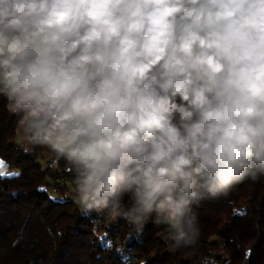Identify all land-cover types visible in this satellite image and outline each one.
Segmentation results:
<instances>
[{
  "label": "clouds",
  "instance_id": "9594fccd",
  "mask_svg": "<svg viewBox=\"0 0 264 264\" xmlns=\"http://www.w3.org/2000/svg\"><path fill=\"white\" fill-rule=\"evenodd\" d=\"M0 99L86 214L179 247L202 201L264 176V0H0Z\"/></svg>",
  "mask_w": 264,
  "mask_h": 264
},
{
  "label": "trees",
  "instance_id": "16d2710c",
  "mask_svg": "<svg viewBox=\"0 0 264 264\" xmlns=\"http://www.w3.org/2000/svg\"><path fill=\"white\" fill-rule=\"evenodd\" d=\"M18 130L0 99V264H264V176L202 201L198 235L175 247L151 220L138 234L119 214H86L56 185L52 196L54 175L74 169L46 146L19 144Z\"/></svg>",
  "mask_w": 264,
  "mask_h": 264
},
{
  "label": "rangeland",
  "instance_id": "374dc122",
  "mask_svg": "<svg viewBox=\"0 0 264 264\" xmlns=\"http://www.w3.org/2000/svg\"><path fill=\"white\" fill-rule=\"evenodd\" d=\"M23 141L24 140L21 136L20 128H19L18 135H17V142L21 144L23 143ZM48 158L49 157L44 154L38 156V160L41 163H45ZM3 168H4V165L2 162H0V170H2ZM74 176H75L74 172L69 176L55 174L54 177L50 181L51 188L49 189V191L51 192L52 196L56 197L59 194V192H57L56 189L54 190L52 188L53 185H56L61 188L62 190L61 192L63 193V196H65L66 198L73 199L76 202H80L79 198L76 195V191H75ZM166 231L167 229L162 226V232L165 238H166V234H165Z\"/></svg>",
  "mask_w": 264,
  "mask_h": 264
}]
</instances>
